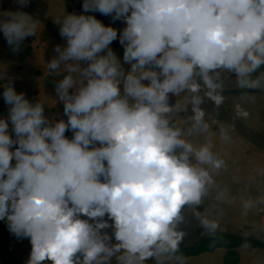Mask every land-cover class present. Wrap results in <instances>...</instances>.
Instances as JSON below:
<instances>
[{
    "label": "clouds",
    "instance_id": "obj_1",
    "mask_svg": "<svg viewBox=\"0 0 264 264\" xmlns=\"http://www.w3.org/2000/svg\"><path fill=\"white\" fill-rule=\"evenodd\" d=\"M81 7L58 21L66 44L47 65L67 73L55 86L66 120H50L11 83L0 93L9 106L0 117V221L29 240L26 264L181 261L182 209L201 204L213 183L209 169L224 162L210 142L196 147L170 125L179 105L169 97L191 93V130L205 131L201 84L216 105L222 73L241 88L259 86L252 74L264 65V0H83ZM88 12L125 25L118 43L127 71L109 47L117 29ZM35 30L23 11L0 13L14 52ZM237 114L247 116L239 105ZM199 219L216 230L215 220Z\"/></svg>",
    "mask_w": 264,
    "mask_h": 264
},
{
    "label": "rangeland",
    "instance_id": "obj_2",
    "mask_svg": "<svg viewBox=\"0 0 264 264\" xmlns=\"http://www.w3.org/2000/svg\"><path fill=\"white\" fill-rule=\"evenodd\" d=\"M15 11L30 15L36 23V30L34 35L21 42L15 52L0 33V87L4 89L11 83L17 93L25 94L30 103H42L44 113L50 120H66L55 86L67 73L62 69L51 70L47 67L56 56L54 48L57 45L64 47L66 41L55 37L46 27V21L59 25L58 21L63 16L81 14L82 9L69 12L65 0H29L25 7H20L16 0H0V13ZM84 14L92 15V12ZM100 21L117 29V40L109 47L127 71L130 65L123 63V48L118 43L119 31L125 25L120 20L113 21L111 16ZM26 46L30 47V51L22 59L20 53ZM196 79L199 83V78ZM256 79L260 80L259 86L241 88L234 74L222 73L220 94L224 99L220 105L204 96L206 89L201 84L198 94L203 98L200 107L208 124L205 131L191 130V93L185 91L169 97L170 105H179L169 114L170 125L180 128L185 133L184 138L196 147L210 142L215 156L224 162L220 169H209L213 183L201 204L182 209L183 220L177 227L184 232L181 241L184 244L198 240L200 236L196 229L199 227L203 228L205 235L214 232L201 225L199 217L204 216L217 222L215 231L240 232L264 239V69ZM239 89L251 91L233 92ZM237 105L247 112L246 117L237 114ZM6 116L0 113V117ZM224 135L228 139H224ZM248 201H251V207L246 208L244 205ZM2 222L7 228L6 222ZM8 233L17 261L26 264L31 250L29 240ZM237 250L240 254L239 264H264V249L241 246ZM224 253V248H217L197 256L181 257V261L175 256L166 258L162 264H225ZM145 264H156V261L150 258Z\"/></svg>",
    "mask_w": 264,
    "mask_h": 264
},
{
    "label": "trees",
    "instance_id": "obj_3",
    "mask_svg": "<svg viewBox=\"0 0 264 264\" xmlns=\"http://www.w3.org/2000/svg\"><path fill=\"white\" fill-rule=\"evenodd\" d=\"M66 8L69 12L75 9H82L83 0H65ZM92 15L96 16L97 19L102 20L108 16L101 15L99 12H92ZM46 27L48 30L57 38L64 39L59 33L60 25L52 22L46 21ZM30 51V47L26 46L23 51H21V58H25ZM264 69L262 65L255 73L252 74V78L256 79L259 77L261 71ZM3 87H0V93L3 92ZM229 91V90H228ZM251 89H239L233 90V92H249ZM230 92V91H229ZM8 105H6L0 97V113L7 115ZM65 135L71 138L72 133L67 132ZM197 234L200 236L198 240L191 244H184L183 242L179 245V250L176 256L189 257L197 256L204 252H212L217 248H224V263L225 264H239L240 254L237 250L238 247L248 246L252 248H262L264 249V239L257 238L250 235H245L240 232H230L218 230L211 234H204L203 228L199 227L196 229ZM9 233L2 221H0V264H19L15 257V251L13 246L9 241Z\"/></svg>",
    "mask_w": 264,
    "mask_h": 264
}]
</instances>
